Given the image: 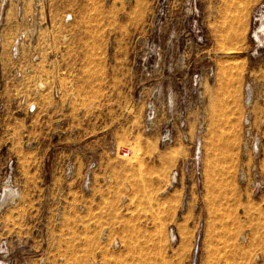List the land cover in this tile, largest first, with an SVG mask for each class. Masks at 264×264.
I'll return each mask as SVG.
<instances>
[{
	"label": "rangeland",
	"instance_id": "1",
	"mask_svg": "<svg viewBox=\"0 0 264 264\" xmlns=\"http://www.w3.org/2000/svg\"><path fill=\"white\" fill-rule=\"evenodd\" d=\"M263 10L264 0H0V240L17 257L26 243L30 264H264V42L251 36ZM247 83L262 135L257 191L240 175ZM184 118L192 139L203 126L205 173L187 211L171 175L190 148L158 138ZM121 147L128 157L110 154Z\"/></svg>",
	"mask_w": 264,
	"mask_h": 264
},
{
	"label": "built area",
	"instance_id": "2",
	"mask_svg": "<svg viewBox=\"0 0 264 264\" xmlns=\"http://www.w3.org/2000/svg\"><path fill=\"white\" fill-rule=\"evenodd\" d=\"M39 8V5H34V19H36L40 14ZM71 20V15H67L66 21ZM23 37L24 35L22 34L15 39V43L12 47V52L14 54L17 53L18 43H20ZM37 57L38 56H35V58ZM13 72H17V74L15 75L17 77L21 75L18 69H15ZM3 88L4 83L0 82V92L3 90ZM38 88H46L45 83L39 82ZM60 91L61 87L58 84L54 85L53 92L56 96L59 95ZM21 102V105H24L27 112L30 114H33L38 110V104L33 100H27L26 97H22ZM244 102L246 105V110L242 119V155L247 157V161H244V163L240 165V175L242 180H245L252 189L257 191L263 187L259 168L262 135L253 124V118L250 109L252 104V88L251 84L249 83H247L245 86ZM4 106L5 100L3 97H0L1 111L4 110ZM156 116L157 115L155 114L154 109L148 107L147 115L145 117V125L147 126V130H150L154 126L156 122ZM187 127L188 123L185 118L182 119L177 127H174L172 121L169 120L162 127L158 136L161 145H173L180 140L184 144H187L190 148L189 155L185 159H183L176 167H174L171 175L174 187L180 189L181 191V211H187L189 207H193L197 210L205 194L204 145L202 138L203 126H199V129L193 139L187 132ZM110 154L128 157L130 155V152L125 147H121L119 151L117 149H115L114 151H110ZM248 162H250V164H248ZM95 166L96 164L92 162L87 167L82 181V187L84 191H91V187L93 184V169L95 168ZM245 166L249 170V175L246 178L244 176ZM70 174L71 168H68L65 171V175L69 176ZM103 234L108 235L107 230H104ZM11 241V239L6 238L0 240V264H30L32 257L31 248L26 243L19 244L18 249L21 252V255L17 257L16 247L13 243H11ZM43 261V258H41L40 262L42 263Z\"/></svg>",
	"mask_w": 264,
	"mask_h": 264
},
{
	"label": "bare ground",
	"instance_id": "3",
	"mask_svg": "<svg viewBox=\"0 0 264 264\" xmlns=\"http://www.w3.org/2000/svg\"><path fill=\"white\" fill-rule=\"evenodd\" d=\"M256 21H259L260 22V25L257 26L253 32V35H251L253 38H256L260 43H263L264 42V37L261 35V33L264 32V10L260 13V14H256ZM1 20V19H0ZM36 25V24H35ZM37 27V26H36ZM35 27V28H36ZM264 34V33H263ZM21 113V112H20ZM193 137V136H192ZM9 188H6L5 191H4V195L9 193ZM3 195V196H4ZM169 235H170V240L171 241H174L175 240V234L173 232V230H170L169 231Z\"/></svg>",
	"mask_w": 264,
	"mask_h": 264
}]
</instances>
